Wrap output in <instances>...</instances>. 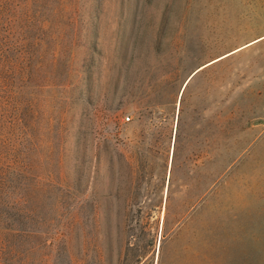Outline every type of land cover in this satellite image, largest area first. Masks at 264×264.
I'll return each mask as SVG.
<instances>
[{
	"label": "rangeland",
	"instance_id": "rangeland-1",
	"mask_svg": "<svg viewBox=\"0 0 264 264\" xmlns=\"http://www.w3.org/2000/svg\"><path fill=\"white\" fill-rule=\"evenodd\" d=\"M0 9L34 56L0 64L24 228L0 264H264V0Z\"/></svg>",
	"mask_w": 264,
	"mask_h": 264
},
{
	"label": "trees",
	"instance_id": "trees-1",
	"mask_svg": "<svg viewBox=\"0 0 264 264\" xmlns=\"http://www.w3.org/2000/svg\"><path fill=\"white\" fill-rule=\"evenodd\" d=\"M2 10L0 9V16ZM23 23L19 18V21L13 32V38L10 36L9 39L4 40L0 32V64L1 69L7 67V71L10 73L6 75L2 74L6 84L13 85V78L17 73H22L27 66L32 65L34 56L33 51L27 48H22L24 42L19 43L20 40L26 38L25 32L19 30L22 29ZM19 30V31H18ZM18 32V33H17ZM17 36L15 37V35ZM10 77V78H9ZM8 78V79H7ZM7 79V80H6ZM4 84V83H3ZM5 100L0 101V249L8 243L9 236L13 237L16 241L11 244V248L14 246L18 248V239L23 233L24 228L20 226L21 206L11 201L9 198L10 191L13 189V180L9 173L11 171V164L7 163L6 152L13 148V139L15 133L19 127V122L13 115L15 105L13 104L12 92L9 93V89H6ZM16 169L12 170L15 172ZM20 174V173H19ZM10 242V240H9Z\"/></svg>",
	"mask_w": 264,
	"mask_h": 264
},
{
	"label": "built area",
	"instance_id": "built-area-1",
	"mask_svg": "<svg viewBox=\"0 0 264 264\" xmlns=\"http://www.w3.org/2000/svg\"><path fill=\"white\" fill-rule=\"evenodd\" d=\"M125 118H126L127 120H130V119H131V115H129V114L125 115Z\"/></svg>",
	"mask_w": 264,
	"mask_h": 264
},
{
	"label": "water",
	"instance_id": "water-1",
	"mask_svg": "<svg viewBox=\"0 0 264 264\" xmlns=\"http://www.w3.org/2000/svg\"><path fill=\"white\" fill-rule=\"evenodd\" d=\"M195 72H196V71H195ZM195 72H194V73H195ZM194 73H192L190 77H192V75H193Z\"/></svg>",
	"mask_w": 264,
	"mask_h": 264
},
{
	"label": "bare ground",
	"instance_id": "bare-ground-1",
	"mask_svg": "<svg viewBox=\"0 0 264 264\" xmlns=\"http://www.w3.org/2000/svg\"><path fill=\"white\" fill-rule=\"evenodd\" d=\"M197 70H198V69H197ZM194 72H195V71H194ZM194 72H193V73H194Z\"/></svg>",
	"mask_w": 264,
	"mask_h": 264
}]
</instances>
